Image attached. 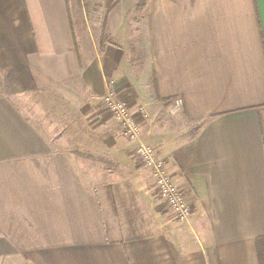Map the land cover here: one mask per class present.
I'll return each instance as SVG.
<instances>
[{
  "label": "crops",
  "instance_id": "1",
  "mask_svg": "<svg viewBox=\"0 0 264 264\" xmlns=\"http://www.w3.org/2000/svg\"><path fill=\"white\" fill-rule=\"evenodd\" d=\"M141 19L145 88L156 97L143 105L198 125L188 137L140 128L188 219L175 218L129 145L104 170L23 110L37 105L22 97L44 88L78 87L85 108L134 92L117 50L81 55L66 0H0V264H259L264 0H143Z\"/></svg>",
  "mask_w": 264,
  "mask_h": 264
},
{
  "label": "rangeland",
  "instance_id": "2",
  "mask_svg": "<svg viewBox=\"0 0 264 264\" xmlns=\"http://www.w3.org/2000/svg\"><path fill=\"white\" fill-rule=\"evenodd\" d=\"M66 1L72 18L76 50L81 55L86 53L90 59L95 53L105 50V46H113L122 59V67L125 70L128 68L137 80L133 84L134 92L129 89L119 97L111 92L106 93L99 98V102L97 98L95 101L93 99L91 108H85L86 102L83 100L86 97L78 95V87L75 93L70 92L69 95L52 88H44L22 97L26 101H35L37 105L23 110L39 128L61 141L59 146L70 148L71 152L80 154V158L91 165H101L104 170H116L118 159L122 156L119 155V151L114 150H126L125 146L129 145L132 159L151 173L149 176L154 185L153 189L157 192L153 172L142 163L141 157L137 155V149L141 145L149 146L154 149L160 160L161 151L140 137L141 124L148 126L150 122L158 127L164 125L168 128L167 131L172 133L179 131L183 137L193 134L197 125L189 127L183 125L176 112H172L175 109H170L171 112L169 110L166 117L157 110L151 115L143 105L144 94L147 96L152 94L153 99L156 97L153 90L150 93L146 92L144 74L149 73V66L148 61L145 62L142 50L141 29L135 27L137 23L134 24V21H142L140 0ZM131 24L133 27H127ZM120 105L126 109L137 127L136 138L130 137L127 127L122 125V121L117 117L114 107ZM105 122L109 124L106 125ZM157 194L159 195L158 192Z\"/></svg>",
  "mask_w": 264,
  "mask_h": 264
},
{
  "label": "built area",
  "instance_id": "3",
  "mask_svg": "<svg viewBox=\"0 0 264 264\" xmlns=\"http://www.w3.org/2000/svg\"><path fill=\"white\" fill-rule=\"evenodd\" d=\"M111 104V103H109ZM114 110L117 117L122 121V125L127 127L130 137L136 138L137 127L133 123L131 117L128 115L126 109L120 106H115ZM137 155L141 157L142 163L149 167L155 178V189L167 205V207L175 215V218L179 221H186L189 217V206L182 192L176 188L168 175L163 160L156 156L154 149L149 146L141 145L137 149Z\"/></svg>",
  "mask_w": 264,
  "mask_h": 264
},
{
  "label": "trees",
  "instance_id": "4",
  "mask_svg": "<svg viewBox=\"0 0 264 264\" xmlns=\"http://www.w3.org/2000/svg\"><path fill=\"white\" fill-rule=\"evenodd\" d=\"M142 4H143V0H140V4H139L140 8H142ZM197 128H198V125L196 126L195 130H197ZM263 249H264L263 246L257 249L258 250L257 256H258L259 264H264V250Z\"/></svg>",
  "mask_w": 264,
  "mask_h": 264
}]
</instances>
